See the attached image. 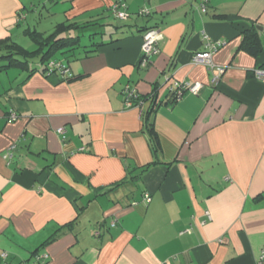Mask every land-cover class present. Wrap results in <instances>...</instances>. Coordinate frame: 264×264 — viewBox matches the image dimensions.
<instances>
[{
	"label": "crops",
	"instance_id": "1",
	"mask_svg": "<svg viewBox=\"0 0 264 264\" xmlns=\"http://www.w3.org/2000/svg\"><path fill=\"white\" fill-rule=\"evenodd\" d=\"M39 1L0 0V41L32 42L26 30L47 36L26 24ZM44 1L67 5L59 23L98 22L118 2L129 17L107 25L94 55L55 58L71 81L43 75L38 62L0 71V264H256L264 249V85L252 71L264 68V0ZM144 8L150 15L138 16ZM149 27L160 31L158 53L141 69ZM251 31L255 56L243 46ZM204 37L223 44L212 57L225 69L215 85L211 71L191 62L206 49ZM174 81L202 88L157 108L155 156L143 125L149 102L138 99L159 84L165 103ZM127 85L138 107L125 106Z\"/></svg>",
	"mask_w": 264,
	"mask_h": 264
},
{
	"label": "trees",
	"instance_id": "2",
	"mask_svg": "<svg viewBox=\"0 0 264 264\" xmlns=\"http://www.w3.org/2000/svg\"><path fill=\"white\" fill-rule=\"evenodd\" d=\"M143 17V16H142ZM145 17V16H144ZM94 26H102L98 25L97 21L86 23V24H78L76 22H63L58 23L54 27L53 31L44 36L43 34L37 32H31L29 30L24 31L29 39L36 45L33 50H26L17 43L6 39L0 41V61H4V64L0 66V71L3 69L20 67L27 68L31 63H40L43 67L41 73L46 75V65L51 59H55L58 55L64 56L65 54H70V56L74 55V52L79 50L84 57H89L94 55L99 46L104 45L102 42V33H92L88 36L89 39L93 40L95 37L100 38L99 42L94 43L91 42L90 45H84L81 43V36L79 33L83 30L88 29L89 27ZM154 27L143 28L142 34L149 29H153ZM156 29V28H155ZM254 35L252 31L249 32L247 38L244 42V49L250 51L254 56L258 54L259 47L257 43L254 41ZM256 45L254 46V44ZM73 54V55H72ZM33 72V71H32ZM74 78L68 79V81L73 80ZM67 81L66 79H64ZM160 88L159 84H156L151 91L150 94L145 97H139L140 103L149 102V106L147 112L144 116V131L147 133L149 141L151 143L153 153L156 156L160 152V145L157 134L154 129V115L157 108L162 105H172L175 103L180 97L177 96L176 91L168 87L170 100L167 102H160L157 100L158 90ZM156 164V162L141 167L139 169V173L143 174L148 168L152 165ZM140 174H137L135 178H138ZM134 178V177H133Z\"/></svg>",
	"mask_w": 264,
	"mask_h": 264
},
{
	"label": "built area",
	"instance_id": "3",
	"mask_svg": "<svg viewBox=\"0 0 264 264\" xmlns=\"http://www.w3.org/2000/svg\"><path fill=\"white\" fill-rule=\"evenodd\" d=\"M208 2V0H204V3ZM202 11H205L204 4L202 5ZM110 12L114 16L115 19L125 21L128 19L129 15L126 11V5L122 2H118L113 4L110 7ZM150 11L148 9H141L138 12V16H149ZM160 31L153 28L149 29L142 34V44H141V57L139 62V67L141 69L146 68L148 64L151 62V58L158 53V42L160 40ZM205 38V37H204ZM206 49L203 51L195 52L192 55L191 62L193 65L204 66L207 70L211 71L213 74L211 79V84L215 85L219 80L220 76L224 73V67L218 66L213 63L212 57L216 54L219 48L223 46V44L219 41H210L205 38ZM55 72L60 73L61 78L70 79L72 75L67 66H65L61 61L57 59H51L46 65V75L54 74ZM254 79L260 81L264 85V68L257 67L252 71ZM169 81V80H167ZM170 88L176 91L177 96L181 97L182 95L189 94H197L199 90L202 88V84L199 82L196 83H180V82H170ZM124 104L127 108L138 107L134 106L133 100L137 99L136 90L127 85L122 91ZM9 121H16L17 117L14 114H11L8 117ZM57 133L63 136V129H58ZM64 139V136L62 137ZM16 144L13 143L9 146L5 153V158L10 159L12 157V152L15 150ZM144 201L148 203L150 201L149 195H144ZM207 218L210 219L209 215ZM114 226V223H111V227ZM7 254L5 252L0 254V259L5 260ZM47 255H42L37 257V261L39 263H44L47 259ZM256 264H264V249L260 251L259 257L257 259Z\"/></svg>",
	"mask_w": 264,
	"mask_h": 264
},
{
	"label": "rangeland",
	"instance_id": "4",
	"mask_svg": "<svg viewBox=\"0 0 264 264\" xmlns=\"http://www.w3.org/2000/svg\"><path fill=\"white\" fill-rule=\"evenodd\" d=\"M46 5H47V2L44 0L39 1L38 3H35V9H37L39 13H36L37 15L35 16L28 14L26 24L27 26H29L30 29H35L38 32H44L46 35H48L53 29L55 24L62 22L65 19L63 13L64 11L68 9V7L67 5H63V3H59L57 6L52 5L49 7ZM77 20H79L80 22L81 21L85 22L86 20H88V18L87 16H85L84 18H78ZM114 21L119 22L121 20L115 19L114 16L111 14V12H109V16L103 15L102 18L98 20V25H102V26H98V27L96 26L95 28H97L99 33H108L109 31H108L107 25L113 23ZM89 29H92V28H89ZM90 34L92 33H89L87 30H83L79 33V35L81 36L82 44L84 45L88 44L87 41H88V36ZM107 36L105 37V34H104L102 39H105V38L107 39ZM99 39L100 38H98V40ZM14 42L24 47L26 50H33L35 48L34 44L25 37H20L19 39L14 40ZM62 63L65 66H67L64 60Z\"/></svg>",
	"mask_w": 264,
	"mask_h": 264
}]
</instances>
